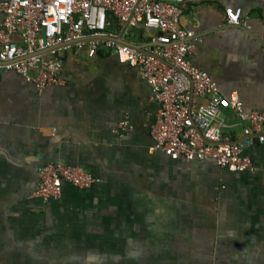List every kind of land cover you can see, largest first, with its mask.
Wrapping results in <instances>:
<instances>
[{"label":"crops","instance_id":"1","mask_svg":"<svg viewBox=\"0 0 264 264\" xmlns=\"http://www.w3.org/2000/svg\"><path fill=\"white\" fill-rule=\"evenodd\" d=\"M228 7L241 9L238 25L227 23ZM181 8L180 25L199 39L190 61L220 94L236 92L246 109L264 112V0ZM124 26L111 23L100 38L149 51L155 31ZM91 39L54 46L60 86L39 92L0 67V264H264V142L244 149L254 171L151 151L159 104L150 86L112 50L91 53ZM12 40L23 44L20 33ZM219 117L230 140L244 138L231 111ZM123 119L128 127L115 132ZM52 161L96 182L84 190L63 182L57 199L30 197Z\"/></svg>","mask_w":264,"mask_h":264},{"label":"built area","instance_id":"2","mask_svg":"<svg viewBox=\"0 0 264 264\" xmlns=\"http://www.w3.org/2000/svg\"><path fill=\"white\" fill-rule=\"evenodd\" d=\"M183 0H2L0 1V67L21 75L40 92L47 86H60L62 67L55 45L78 40L84 35L91 53L101 46L112 50L117 61L137 67L150 86L159 107L150 127L154 144L171 158L212 159L231 172L254 171L244 149L264 142V112L248 110L239 95L219 93L209 73L194 65L189 55L199 40L193 31L180 25ZM226 21L238 25L241 9H225ZM128 27L143 26L155 31L149 51L118 43L109 35V16ZM20 33L23 44L12 40ZM264 43V32L262 35ZM208 97L207 101L202 98ZM229 110L242 129L244 138L232 141L223 133L229 124L219 114ZM123 119L115 132L125 131ZM84 190L95 177L77 165L62 161L45 163L38 172V183L30 197L43 201L57 199L62 183Z\"/></svg>","mask_w":264,"mask_h":264},{"label":"water","instance_id":"3","mask_svg":"<svg viewBox=\"0 0 264 264\" xmlns=\"http://www.w3.org/2000/svg\"><path fill=\"white\" fill-rule=\"evenodd\" d=\"M125 28H127L128 26L127 25H125L124 26ZM137 31H139L140 29H139V27H137V28H135ZM101 36H99L98 38H100ZM121 43H125V44H128V45H130V46H133V47H135V48H138L137 47V45L136 44H133V43H129V42H126V41H123V42H121ZM139 49H141V48H139Z\"/></svg>","mask_w":264,"mask_h":264},{"label":"trees","instance_id":"4","mask_svg":"<svg viewBox=\"0 0 264 264\" xmlns=\"http://www.w3.org/2000/svg\"><path fill=\"white\" fill-rule=\"evenodd\" d=\"M109 20H110V24L111 23H115V24L118 23V21L112 15L109 16Z\"/></svg>","mask_w":264,"mask_h":264}]
</instances>
